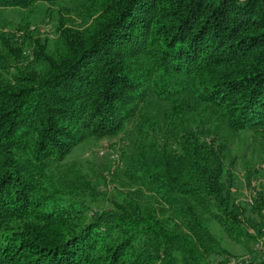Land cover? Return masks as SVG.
<instances>
[{
	"label": "trees",
	"instance_id": "16d2710c",
	"mask_svg": "<svg viewBox=\"0 0 264 264\" xmlns=\"http://www.w3.org/2000/svg\"><path fill=\"white\" fill-rule=\"evenodd\" d=\"M64 3L52 41L0 32V264H264L224 166L233 136L264 140V0ZM19 40V41H18ZM30 59L25 62V50ZM129 126L116 194L66 156ZM100 174H102L99 171ZM254 211L264 234V195Z\"/></svg>",
	"mask_w": 264,
	"mask_h": 264
},
{
	"label": "rangeland",
	"instance_id": "374dc122",
	"mask_svg": "<svg viewBox=\"0 0 264 264\" xmlns=\"http://www.w3.org/2000/svg\"><path fill=\"white\" fill-rule=\"evenodd\" d=\"M62 16L69 17L65 13L63 2H38L29 9L0 7V32L14 31L15 38L19 39L21 32H18L17 25L28 19L29 29L42 39L46 37L50 42L55 37V29ZM29 51L30 49H26L24 52L25 62L30 59ZM128 141L129 126L117 135L90 138L78 144L66 156V162L75 160L83 167L100 191L99 196L90 201V212L108 206V200L116 194L109 176L111 171L122 166V154L128 147ZM229 162H232V197L246 209L242 219L249 231L255 235L256 246L252 237L246 238L243 243L231 241L206 212L200 208L197 211L200 218L221 236L222 243L231 252L228 259L232 260L236 257L248 258L255 247L259 252L264 246V234H258L262 224L254 211L249 210V205H253L256 199L264 195V140L256 138L250 132L235 134L225 154L224 166L228 167ZM218 262L219 260H212L211 264H219Z\"/></svg>",
	"mask_w": 264,
	"mask_h": 264
}]
</instances>
